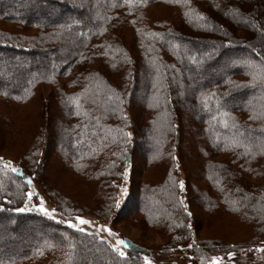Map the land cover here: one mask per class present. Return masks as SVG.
<instances>
[{
    "label": "trees",
    "instance_id": "trees-1",
    "mask_svg": "<svg viewBox=\"0 0 264 264\" xmlns=\"http://www.w3.org/2000/svg\"><path fill=\"white\" fill-rule=\"evenodd\" d=\"M7 1L0 0V22L11 28L0 27V51L7 53V57L0 54V61L5 58H9L10 63L22 60L27 61V66L15 68L6 80L0 77V97L4 100L19 97L22 101L18 102L26 105L35 96L32 103L38 97L36 95L39 93L37 89L42 86L40 84L49 83L53 87V93L58 89L63 90V86L78 87L79 91L83 90L90 95L89 104L93 107L92 111L89 107V113L103 119L106 125L103 131L106 143L111 144L115 133L119 134L117 149H120L117 153L125 152L123 162L129 168L137 151L134 148L140 139L145 142L144 155L148 159H152L159 151H164V155L177 152L180 167L184 160H189L188 156L192 152L208 155L210 151L215 156H224L222 160L207 158L202 167L198 165L192 170L194 174L203 170L205 176L210 173L211 182L217 181L219 177L223 178L222 183L218 182L221 187L216 182L215 185L212 183L214 193L210 200H216L219 212L235 216L239 222L251 226L252 237L234 243L227 241L226 237L212 238L210 241L198 239L196 244L186 239L175 251L173 248L160 250L159 255H156L158 263H152L164 264L168 261L170 264H208L211 257L219 256L222 258L221 264H242L244 257L256 253L255 247L264 241V184L261 186L250 180L257 176L264 179V151H261L264 148V76H258L254 83H250L253 79L251 73H260V67L253 70L241 63L242 71L237 73L227 62L231 59H248L264 67V54L256 45L245 48L244 39L231 32L227 39L216 42L217 54L224 55L227 61L215 62V55L214 59L204 61L203 52L199 55L193 49L194 60H203L199 73H195L185 55L186 47L203 50L209 45L198 39L199 36L188 38L185 35H192V31L226 33L225 26L228 25L215 20L214 12L227 8L230 1L241 0H193L194 4L189 7L188 0L171 3L166 0H148L147 5L170 6L168 8L172 13L175 9L179 12L185 10L184 14L192 11L197 18L180 15V19L171 16L170 21L164 20L159 26H151L144 33L140 44L142 48L134 53L125 48L120 31L117 28L109 29L108 26L113 25L117 17L131 13L138 3H134L130 11L121 0H116L115 7L113 0H18L16 6L26 9L22 14L15 10V5L11 7ZM82 7L87 11H83ZM228 9L230 11H224L230 12L228 18L234 27L246 23L251 31L264 32L259 19L252 16L256 9L264 16V0H257L255 12L247 13L248 15L241 13L236 5L229 4ZM35 12L42 13V16L33 18ZM239 20L241 24L237 23ZM130 29L144 32L141 24ZM135 38L137 39V35ZM213 42L210 40V44ZM232 42H239L243 47H235ZM252 48L257 49L260 54L257 55ZM134 55L137 56L133 57ZM49 76L52 77L51 80L48 79ZM57 79L66 80V83L60 85L57 81L56 84H50ZM57 95L64 94L60 92ZM63 102L69 115L71 111L79 110L71 99L64 98ZM130 112L131 136L127 141L125 133L128 130L121 122L124 115ZM223 112L229 115H221ZM86 115L89 116L88 112ZM87 116L84 117L86 122L94 125L97 120ZM250 116L253 119H249ZM79 118L76 115V122H81ZM233 124L237 127L234 128ZM76 126L74 130L73 126L67 124L54 128L56 132L58 128L61 130L60 134L58 132V146L64 153L72 152L74 155L80 150L86 151L87 142L83 138L88 137L91 130H87L84 123L81 127L79 124ZM99 135L100 132L96 131L92 140L98 141ZM79 138L83 140V148L80 144L74 147V142H78ZM233 138L245 145L252 144L254 154L246 155V148L233 145ZM17 168L20 169L18 173L11 172L4 174V177L3 174L0 175V183L4 185V189L0 190V217L10 218L13 227L9 224L4 229L10 231L12 227L19 235L14 243L3 239L4 242L0 244V261L3 264H143L144 255L150 258L149 251L130 240H125L129 247L124 249L126 255L121 258L112 251V243L106 237L82 226L80 227L85 231L79 232L66 223H61L62 219L72 220L69 209L61 203L53 213L56 219L45 216L34 205L31 211H13L24 207L29 187L27 180L30 179L32 187L40 193L38 176L35 177L21 166ZM248 173L250 177L247 176ZM163 183L164 181L159 185L154 184V188L146 193H139L137 201L140 203L136 210L151 217H165L169 204L175 205L176 201L174 187L166 180V188L163 190ZM205 198L209 200L208 197ZM185 206L188 204L185 203ZM211 212L210 210L207 214H212ZM27 224L40 226L41 236H35L32 230H22ZM178 227L179 232L184 231L185 235L186 225ZM92 233L95 235H91ZM1 235L4 237L5 233H0ZM65 235L68 240L64 239ZM46 241L55 247H45ZM68 241L73 242L74 249H68ZM177 243L171 247L180 244ZM188 245L192 247L189 248ZM231 246L236 249L230 251ZM37 249H43V254H38ZM84 252H91L97 257L95 260L88 259ZM175 252L181 254L180 258L185 259L186 263L174 260L171 254ZM228 252L234 253L233 258L228 257ZM69 253L72 257L70 261L67 259Z\"/></svg>",
    "mask_w": 264,
    "mask_h": 264
},
{
    "label": "rangeland",
    "instance_id": "rangeland-1",
    "mask_svg": "<svg viewBox=\"0 0 264 264\" xmlns=\"http://www.w3.org/2000/svg\"><path fill=\"white\" fill-rule=\"evenodd\" d=\"M187 2L188 7L194 4L193 0H188ZM255 2H257V0H241V2L230 1L227 5L225 4L227 8L224 7L221 8L220 11L214 12L213 18L215 20L228 25V27L225 26L226 33H196L192 31V35H185L188 38L199 36L200 38L198 39L209 44L203 50H200L198 47L187 48L184 46L187 50L185 53L186 58L193 66L195 73H199L203 60H212L214 59V55L217 57V60H213L215 62L227 61L224 55H221V53L217 54L218 49L216 47V42L227 39L228 36H231V32L237 37L244 39L245 48H247L248 45L249 47L256 45L261 48V52L264 54V32H253L250 30L248 24L245 23L243 25L240 20L237 23H240L241 26L238 25L234 27L228 18V12L230 11L228 9L229 4L238 6L241 13L250 14L255 12ZM7 3L11 7L15 5L13 7L16 9H14L18 12H22V14L26 12V9H19L18 6H16L18 5V0H8ZM203 4H200L201 7H203ZM168 7L170 6L139 4L131 13L117 17L113 25L108 27H110L109 29L117 28V31H120L124 39L123 43L125 48L127 47L132 53L139 52L142 48L140 44L143 40L144 33L151 26H159L160 22H165L164 20L168 22L171 16L179 17L180 19L182 17H180V15H184L188 18H197V15L192 14V11L186 15V13L184 14L185 10L179 12L178 9H175L174 13H172V10ZM82 10L87 11L85 7H82ZM224 10L229 11L227 12ZM33 15L35 16L33 18H40L42 13L35 12ZM72 16L75 17V15ZM252 16L259 19L262 25L261 30L262 28L264 29V16L262 12L256 9V12ZM136 24H141L144 28V32H134L130 29ZM0 27L11 28V26H7L6 23L1 22ZM136 35L137 39L135 38ZM210 40L214 42L210 44ZM232 43L235 47H243L239 42ZM18 45L21 46L23 44L19 43ZM192 50L196 51L199 55L203 52L204 57L201 62H196L194 60L195 55ZM229 50H231V48H229ZM0 54L5 55L7 53L0 51ZM48 55L50 56V53ZM135 56L137 55L133 57ZM40 59H42V57H40ZM234 61L235 60L231 59V61L227 63H230L233 70L240 73L243 65L241 63H234ZM21 66L22 68L27 66V61L20 60L10 63L9 58H5L3 61H0V77L6 80L15 68H20ZM57 81L60 85L66 83V80L57 79L54 82L51 81L50 84H56ZM46 84H40L42 86L37 89L39 93H37L36 96L38 97L31 103L34 96L26 105H23L22 102H18L22 101V99L4 100L0 97V158H2L3 161H11L14 167L21 166L25 168L26 171L33 173L35 177L38 176L37 182L40 184V193L38 194L32 185H30L26 191L24 202L27 201V206L29 208H32L34 205L36 206H33L34 208L39 209L38 206L41 204V199L43 200L44 207L50 210L55 209L59 203L66 205L67 209H69L68 213L72 214L71 219L73 223L76 222V216L83 217L91 221V223L81 225L82 227L88 228L92 232L99 233L106 237L112 244H115L118 239L130 240L149 251L150 260L157 263L158 260L156 255H159L160 250L173 248L172 250L175 251L177 248L181 247L182 243H185L186 239L190 240V243L194 242L196 244L198 239L210 241L212 238L219 239L226 237L228 238L227 241L234 243L235 241L243 242L245 239L252 237L251 226L239 222L238 218L235 216L219 212L216 200L212 202L210 200L211 195L214 193V190H212L214 187L212 183L215 185L216 182L219 185L220 182H223V178L219 177L217 181L211 182L209 177L211 175L210 173L205 176L203 170L199 174H194L192 170V168L198 165L202 167L207 161V158L211 159L214 157L221 160L224 159L222 154L215 156L214 153L210 151L208 155H200V153L197 154L196 152L193 154L192 152L191 155L188 156L189 160H184L180 167L179 163L181 161L176 158L177 152L176 154L168 153L164 155V151H159L155 153L152 159H148V157L144 155L145 142H143V139H140L138 140L139 144L134 148L137 149V151L132 160V168H129L125 166L123 162L125 152L122 154L117 153L120 149H117V144L120 141L119 134L115 133V137L111 140V144H107L106 137H103V131L106 126L105 123H103V119H98L96 114L91 115L89 113V107H91V111L93 107L89 104L90 95L83 92V90L79 91L78 87L72 85L63 86V90L58 89L57 92L55 91L53 93V87H51L49 83ZM60 92L64 95H57ZM138 93L140 94L141 91ZM186 97L188 98V96H185V98ZM64 98L74 101L78 105L79 110L77 112L71 111L69 115V110L64 108ZM87 112L89 116L86 115ZM76 115H79V121L81 122H76ZM85 116L91 119L93 117L94 120H97L96 123L94 125L92 122H90V124L87 123L84 119ZM143 118L144 115L141 113L142 121H144ZM130 122L131 112L125 114L121 122L128 130V135L126 136L127 141H129V137L131 136L129 128ZM83 123L87 127V130H91L89 131L88 137L86 136L83 138L87 142L86 151L80 150V152L74 155H72V152H70V154L64 153L58 146V139H60L58 132L59 134L61 132L59 128L67 124L73 126L74 130L77 124L81 127ZM56 126L59 127L57 132L54 130ZM96 131L100 132L98 137L99 140L96 141L93 139L95 141L93 144L92 135ZM114 140L117 141L112 143ZM201 142L200 140L199 143ZM74 144V147L81 145V148H83V140L80 138L78 142L75 141ZM190 144L192 146V142ZM109 145L114 147L110 148ZM200 146L202 147V144H200ZM32 147H34L33 151L31 150ZM167 147L169 148V146ZM204 147L207 146L205 145ZM0 169H2V164H0ZM39 170H42V175ZM125 171H127L126 176ZM8 173H11V171L8 170L6 174ZM2 174L4 177L5 173L0 171V175ZM247 176L250 177V174L248 173ZM166 180L174 187V199L176 201L175 205H173L174 203L169 204L165 211L166 216L162 217L159 215L158 217H151V215L147 216L140 210H136V207H138L140 203L137 201L139 193L142 191L146 193V191L152 190L154 184L159 185L161 181H164V190L166 188ZM181 181H183V189H181L179 185ZM250 182L262 186L264 184V179L261 176H257L254 180L251 179ZM17 183H19V180H17ZM20 186H22L21 182ZM29 190L33 193L31 199L27 196ZM147 196L148 195H146V197ZM205 197H208L209 200ZM117 201H119L118 204ZM185 203H187L188 206H185ZM210 210L213 213L207 214ZM9 224L13 227L10 218L0 217V233H5L4 237L2 235L0 236V244L4 242L3 239H7L11 243H14L19 237L16 229L12 227H10V231L4 229L6 226L9 227ZM182 224H185L187 228L185 235L184 231L179 232L178 229V226ZM98 226H106L111 229L112 233L115 235L110 236L107 232L102 230L97 231ZM22 230H32L35 236H41L40 226L38 225L27 224L22 227ZM193 235L194 237H192ZM176 242L180 244L171 247V245L176 244ZM258 246H264V241L262 243L260 242ZM229 249L233 251L236 248H232L231 246ZM84 255L92 260H95L97 257L91 252H84ZM180 255L181 254L175 252L171 254V257L174 260L186 263V260L182 257L180 258ZM231 261H234V259H231ZM164 264L170 263L167 261ZM242 264H264V251L244 257Z\"/></svg>",
    "mask_w": 264,
    "mask_h": 264
},
{
    "label": "snow or ice",
    "instance_id": "snow-or-ice-1",
    "mask_svg": "<svg viewBox=\"0 0 264 264\" xmlns=\"http://www.w3.org/2000/svg\"><path fill=\"white\" fill-rule=\"evenodd\" d=\"M121 2L123 4H126L128 7H129V10L131 11L132 10V7H133V4L134 3H138V4H146L148 3V0H121ZM166 2H180V0H166ZM117 6V3H116V0H113V7ZM187 15V13H186ZM200 15V14H198ZM200 18L203 19L202 15H200ZM101 31H104L103 28L100 29ZM150 35H153V36H156L158 35L157 33H149ZM252 51L253 52H257V49L255 48H252ZM260 53L257 52V55H259ZM234 63H243V64H246L250 69H256L257 67H260V73H256L255 71H253L251 74H252V81H250V83H254L256 81V79L258 78V76H264V67H261V66H258L256 65L252 60H243V61H234ZM115 65H113L114 67ZM49 80L52 79L51 76L48 77ZM212 95H215L214 93ZM17 99H19V97H17ZM205 107H207V104H205ZM221 115L223 116H228L229 114L227 112H223L221 113ZM249 119H253V117H249ZM222 123H225L224 121H222ZM234 128L237 127L236 124H233L232 125ZM125 135H128L127 133H125ZM232 143L233 145L235 146H240V147H244L246 148V155H253V145L252 144H242L239 140L233 138L232 140ZM261 151H264V148L261 149ZM0 164H2V169H0V171H3L5 174L7 173L8 170H10L12 173H18L20 172V169L17 168V167H14L11 163V161H3L2 158H0ZM127 175V171H125V176ZM27 184L30 186L31 185V180H27L26 181ZM180 188L183 189V181L180 182ZM4 189V185L2 183H0V190H3ZM247 196V194H245ZM27 196L29 199H31V197L33 196V193L31 190H29V192L27 193ZM119 203V201H117V204ZM36 207V206H34ZM39 207V211L41 213H43L45 216H48L52 219H56V217L53 215V213L55 212V209H48L46 207H44L43 205V200L41 199V204L38 206ZM32 209L29 208L27 206V201L25 202V206L24 207H21V208H15L13 209V211L15 212H27V211H31ZM235 210V209H234ZM75 223L72 222V220H64L62 219L60 222L61 223H66L70 228L72 229H75L76 231H79V232H84L85 229L80 227L81 225H86V224H90L91 221H88L86 219H84L83 217H80V216H76L75 217ZM104 231V232H107L110 236H113L115 235L114 233H112L111 229L107 228L106 226H98L97 227V231ZM91 235H95V233H92ZM65 240H68V237L67 235H65L64 237ZM101 240H103V237H100ZM45 247H48V248H52V247H55L54 244H52L51 242H45ZM67 247L68 249H74V244L72 241H68L67 243ZM111 249L113 252L116 253L117 256L123 258L125 257L126 253H125V250L126 248L129 247L128 243L123 240V239H118L116 241L115 244H111L110 245ZM189 248L192 247V245H188ZM38 254H43V249H37L36 250ZM255 251L256 252H260V251H264V246H256L255 247ZM228 257H232L234 255L233 252H228ZM71 253L68 254L67 256V259L70 261L71 260ZM203 259V258H202ZM222 262V258L219 257V256H213L211 257V259L208 261V264H221ZM0 264H3L2 261H0ZM143 264H152V261L150 260V258L147 256V255H144L143 256Z\"/></svg>",
    "mask_w": 264,
    "mask_h": 264
}]
</instances>
